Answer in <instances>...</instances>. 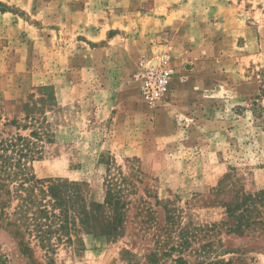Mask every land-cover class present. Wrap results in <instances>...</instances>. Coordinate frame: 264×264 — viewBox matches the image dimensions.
<instances>
[{
	"label": "rangeland",
	"instance_id": "374dc122",
	"mask_svg": "<svg viewBox=\"0 0 264 264\" xmlns=\"http://www.w3.org/2000/svg\"><path fill=\"white\" fill-rule=\"evenodd\" d=\"M188 1L0 0V121L21 118L40 86L53 96L44 110L54 139L43 143L33 172L85 182L100 201L107 168L134 184L115 240L83 235L78 251L53 238V251L35 246L30 256L0 228V264H145L153 234L166 240L161 227L170 222V238L182 225L193 234L187 264H264V237L227 232L224 208L209 196L228 173L241 191L264 187V119L257 116L264 0H217L233 12L223 14L216 42L176 57L157 45L170 41L165 16ZM161 52L176 73L166 98L150 108L140 96L139 63ZM177 256L155 264H177Z\"/></svg>",
	"mask_w": 264,
	"mask_h": 264
},
{
	"label": "trees",
	"instance_id": "16d2710c",
	"mask_svg": "<svg viewBox=\"0 0 264 264\" xmlns=\"http://www.w3.org/2000/svg\"><path fill=\"white\" fill-rule=\"evenodd\" d=\"M49 88H38L41 96L23 105L21 118L0 121V228L14 239L20 253L30 256H33L35 246L45 252L53 251L56 245L52 242L53 238L69 245L77 244L75 249L78 251L84 248L83 235L115 240L125 229L128 204L131 202L126 200V193L130 186L134 190L129 175L120 170L111 174L110 168L106 169L101 201L85 190V182L36 176L31 164L43 143L54 139L44 110L53 99L49 91L43 92ZM259 109L257 116L264 119L261 113L264 108ZM21 131H26V134ZM105 162L108 163V160ZM262 168L264 170V161ZM231 176L234 175L226 174L209 192V196L214 195L213 201L224 208L225 215L220 224L226 226L227 232L243 235L252 231L264 237V187L253 192L241 191L235 186V180L230 181ZM225 179L227 183H224ZM166 217L169 219L171 216L166 214ZM172 225L173 222H170L161 227L166 240L162 241L158 233L153 234V248L143 256L145 264L158 263L174 251L178 252L174 262L187 264L183 255L190 246L193 234L188 236L187 225H182L170 238ZM216 226L218 224L210 227ZM125 254L136 257L129 250H123L122 255Z\"/></svg>",
	"mask_w": 264,
	"mask_h": 264
},
{
	"label": "crops",
	"instance_id": "0c3cea01",
	"mask_svg": "<svg viewBox=\"0 0 264 264\" xmlns=\"http://www.w3.org/2000/svg\"><path fill=\"white\" fill-rule=\"evenodd\" d=\"M228 12H233L230 3L222 5L217 0H189L185 6L174 8L165 16L170 41L158 44L157 47L165 48L176 57H180V52L184 55H199L200 52L208 51L212 44L209 42H216L217 33L222 31L223 14ZM237 23L239 32H249L240 22ZM172 28H175L174 32L171 31Z\"/></svg>",
	"mask_w": 264,
	"mask_h": 264
},
{
	"label": "built area",
	"instance_id": "2783aa9c",
	"mask_svg": "<svg viewBox=\"0 0 264 264\" xmlns=\"http://www.w3.org/2000/svg\"><path fill=\"white\" fill-rule=\"evenodd\" d=\"M139 66L140 96L147 106L153 108L166 98L176 73L175 65L169 54L161 53L144 58Z\"/></svg>",
	"mask_w": 264,
	"mask_h": 264
}]
</instances>
